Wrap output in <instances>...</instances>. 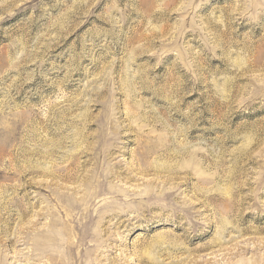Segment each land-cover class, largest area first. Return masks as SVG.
I'll use <instances>...</instances> for the list:
<instances>
[{"label": "rangeland", "instance_id": "374dc122", "mask_svg": "<svg viewBox=\"0 0 264 264\" xmlns=\"http://www.w3.org/2000/svg\"><path fill=\"white\" fill-rule=\"evenodd\" d=\"M0 264H264V0H0Z\"/></svg>", "mask_w": 264, "mask_h": 264}, {"label": "bare ground", "instance_id": "6f19581e", "mask_svg": "<svg viewBox=\"0 0 264 264\" xmlns=\"http://www.w3.org/2000/svg\"><path fill=\"white\" fill-rule=\"evenodd\" d=\"M75 209V208H74ZM88 220V219H87ZM53 238V235H51V239ZM43 251H46V249L44 248V246L42 247Z\"/></svg>", "mask_w": 264, "mask_h": 264}]
</instances>
